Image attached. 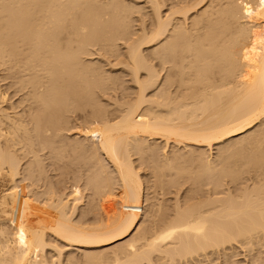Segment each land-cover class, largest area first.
<instances>
[{
	"label": "bare ground",
	"instance_id": "bare-ground-1",
	"mask_svg": "<svg viewBox=\"0 0 264 264\" xmlns=\"http://www.w3.org/2000/svg\"><path fill=\"white\" fill-rule=\"evenodd\" d=\"M110 1L111 0L108 1L109 3L106 1V4L104 1L105 5L104 4L103 5L105 7H102L103 5L99 6L100 3L102 4V2L99 3V1L97 0H92L93 4L94 2L99 3V4L96 3V7H97L96 8L94 7L95 5L91 3V0H87L86 2H84L83 0H0V61L2 63H5L6 60L8 61L7 63H9L10 61L12 62V64L11 63L9 64L13 66V67L10 66V69H14V68L18 69L17 71L21 77L19 76L18 73H17L18 75L17 74L16 75L17 77L25 81L26 85L24 87V85L19 84L18 80L16 81L15 84H18L20 88H22L21 86H23L24 89H26V86L30 87L29 88L30 90L28 88L27 89L32 94L31 98L33 100V103L36 104L35 105L36 107L34 109L32 108V111L30 112L27 111L28 114H25L27 115L25 117L24 112L26 111L20 112V114L22 113L20 115V114H17L18 112L17 113L16 111L14 112L16 108L14 109L13 106L11 108H9L10 106L2 107L1 105L3 103L5 104L4 100L5 98H7L5 96L6 95L5 93L7 92L0 93V264H40L41 261L44 260V259L42 260L40 259V258H43V254L45 257L44 249L49 245L51 246L50 242L48 245L46 241V235L48 234L56 238L57 241L58 239L60 242L63 241L64 244L66 243L67 246L69 245L74 246V247L77 246L79 248H85L87 250L96 249V248L98 249L101 246H105L113 242H116L118 240H121L123 238H126L129 234H132L131 231L136 226L138 227L140 223L142 224V219L140 223L138 221H139L140 213L142 212L141 202L143 203L142 201V195H143L142 194V189H143L142 184L143 183L141 182V180L143 179H140L137 173L138 171L136 172L135 167H133L132 165L133 160L131 161V157L133 156L132 154H134L136 151H139L141 149L140 148L141 146L143 147V149H146V147L147 148L150 147L151 142L150 143L148 142L149 146H146L147 144L146 141L153 140V142L155 143L156 142L155 140L162 139L165 141V142L163 141L164 143L172 142V145H175V144L176 145L177 144L186 145V146L195 145L198 147L204 146L206 148L207 147L212 148L211 146L213 144L221 145V143H223L225 140L231 139L232 137L234 138L235 136L237 137L240 134L243 135L246 130H250V128H253L255 125L258 124L260 120H263L264 118V8H263L264 5H262L264 3V0H216V2L215 0L214 1L209 0L208 1L209 4L208 3H207L208 5L205 4L206 5L205 8L201 9L202 12L200 11L199 8H201L204 5L203 4L201 6L204 0H199V1L195 0V3H193L194 0L193 2L191 0L190 2L188 1L189 2L187 3L188 5L184 3L186 7H184V5L181 4L184 8L183 7L181 8V5L179 6V9H181L180 12L183 15V17H181L184 20L183 24L182 22L178 23V21L175 23L172 17L170 16L168 17L169 14L170 15L171 13L173 14V12L171 11L169 12L168 15H166L167 17L166 16L165 18L161 17L159 14V10L161 7L158 8V5L160 4V3L158 4L159 0L157 1L154 0V3H153L154 5H151L152 6L151 8L153 12L154 10H156L155 11L156 16L154 13L152 15V17L153 18L155 17L156 20L154 19L155 22L153 21L155 23V25L153 24L154 26L151 24L153 26V28L151 27V30L149 31L151 34L148 33L150 34L149 36H147L148 34L144 36L147 33V31L146 29H143L144 31H142V33L143 34L144 32L146 33L144 35L140 34V36H142V41L137 42V44H135L136 41H139V35H138L137 36L138 40L134 39L135 42L134 41H133L134 43L132 42L133 45L132 43L129 44L131 45V47L128 46L129 51L126 49L128 51V52L126 51L127 58H125L127 61L124 59L125 65L129 67L131 66L129 69H132L130 71H132L133 73L132 76L134 75L133 79L135 78L133 82H136L137 84V85L135 84L138 90V91L136 90L137 93H135V95L136 94L137 95L136 97H134L135 99L132 98L134 99V102H132L133 101L132 100L131 101L132 103H129V100H126L128 103L124 101L126 102L124 104V107L123 105H121L123 108L118 106L119 111L116 109L117 111L112 110L113 112L112 111L109 112V113L112 112L114 114V112L116 111V114L117 113L119 114L118 116L116 114L110 115L109 113H108L109 115L108 114L105 115L107 113L105 111L107 110L103 108H102L103 110L101 109L102 111L96 110V109H100L101 107L99 105H96L98 104L97 103L98 101L96 100L97 94L95 93L96 97L94 96V94H91L90 88H93L94 86L96 87V85L99 87V85L101 86L102 83L107 84L108 82L109 83L114 82L115 77L109 78L111 81L110 80L108 81V78L106 79V77L103 75V78H105L103 82V78L102 79L100 78L102 77L101 75L103 73H101L99 69L95 65H93L92 62L91 63L87 62L88 58L84 60L83 59L84 57L82 55L86 54L88 56L91 54L89 50H91L92 47L89 48L87 52V48H88L87 46L88 45L92 46L93 43H95V42L92 43V41L99 40L103 44H106L105 42H107V44L109 45L111 43L114 44V42H116V41L113 42L112 39L114 35L120 31L124 35H122L121 32L118 33L117 35L120 34L119 36L121 37L126 36L125 35L126 33L127 35H130L129 34L130 28H129V31L127 32L124 31L126 28H128L131 25L130 23L129 26L124 27L125 25L129 24V23L125 24L126 22H124L126 20L125 17H129L128 14L126 13V11L128 12V10L126 9V6L121 5V3L123 2L122 0H121L122 2L119 4V7H117V4L114 0H112L111 3ZM83 2L84 4L88 3L87 4L88 7L86 6L84 8L85 5L83 4ZM112 2L114 3L115 6L113 5ZM156 2H157V6L155 5ZM80 3H82L84 9L81 7ZM190 3H191V6H189ZM89 4H91L92 6ZM107 4L109 5L107 6L108 8H106ZM110 4H112L114 7L112 5L110 7ZM120 5L122 8H120ZM109 7L111 8V10ZM101 8L103 9L101 10ZM105 8L106 10H108V12L110 10L109 12L110 15L111 14L113 15L110 16L109 13L105 10ZM123 9L124 11L125 10L126 11L124 12ZM104 10L105 12L103 13L102 11ZM250 10L252 11L250 12ZM172 11L174 12L177 11L178 14L180 13L178 9L177 10L175 9ZM194 11L196 12L200 11V14L198 15L199 12L196 13L197 17L196 15L195 17H191L189 15L191 19L192 18L194 19L193 21L191 20L192 21L191 22L188 20L189 17L188 18H185V17L188 16L187 14L189 12L193 13ZM246 11L250 12L251 15H252V12L257 11L256 15L259 14L260 15L259 19L262 18V23L260 25L261 27L259 26L258 28V26L255 25L256 26L255 28L253 27L254 25L253 26L250 25L251 20L250 22H248L249 20L247 21L248 25H250L251 28L250 26L247 25V23L243 22L244 20L246 22V19L244 17L245 16L247 17V15H249V13L247 15H244L246 14ZM123 12L126 14H124ZM92 13L93 14L95 13L94 16ZM102 13L103 15L105 14L106 19H104L103 15H98ZM242 14L244 15L243 17L244 19L241 18L243 16ZM124 15H127V16L124 17ZM259 15H257L256 17H258ZM109 16L110 17L115 16V19H113V21L110 20L111 22L108 20L110 24L106 26L103 25V24L109 23L107 22V17ZM248 17L249 19H251L250 15ZM93 18L95 21L93 20ZM177 18L178 16L176 17V19ZM101 19L106 20V22L102 21ZM182 19L180 21H182ZM242 19H243L242 22L246 25H243V23L239 22ZM185 21H189L191 22V24L190 25L188 24V26H186L185 25L186 23L184 24ZM171 22L175 24L171 25ZM122 25H124L123 26L124 28L122 27ZM243 26H246V27L244 28ZM252 27L254 28L253 30L255 29L257 30V31L255 30L256 34L254 32H249V30L251 31ZM140 31L141 30H139L138 32ZM121 37H117L115 40H119L118 38H121ZM127 37H125L124 39H126ZM161 41H163L162 44H161ZM251 42H253L254 44L252 47H251ZM159 43L160 45L158 46L157 44ZM247 44H249L250 46H248ZM144 45L150 46L151 48L153 45H156L157 47L156 49L155 46H153V49L154 48L156 49V50L154 49V51L150 48L151 57L150 56H149L150 58L148 57L150 60H152L151 59L152 56L156 57V59H158L157 61L162 60L163 62L166 59L165 64H167V61L168 63H170L167 65L169 66L167 67L168 70L171 68L174 69V67H176L175 70H173L174 73L173 71H171L172 69L170 70V73L172 72V74H168L169 71L168 73L165 72L166 76L164 75L165 77H163L165 78V80H163L165 82H163L164 83L163 84L161 83L162 82L161 80L159 82L161 84V85L159 84L160 86L158 85V78L160 77L156 73V70H154L153 66H149L151 65L149 63L150 60H148L149 65L147 64L146 62L147 60L145 61V58L146 59L148 58L145 57L144 54H143L144 56L142 55L143 51L141 49ZM256 45L259 47V48L257 47L259 51L258 49L257 50L255 49ZM98 46H100V44H98ZM245 46L248 47V50H247V47L245 48ZM108 51H109V48H108ZM255 51H257V53L259 52V54L257 55ZM110 52L114 53L115 50L110 51ZM152 52H154L153 55H152ZM244 52L247 53L248 56L246 54V56L242 55L243 57H241V54H245ZM123 56H125V54ZM4 58H6L5 62H3ZM153 60L155 59L153 58ZM174 61H176L177 63ZM160 62L161 61H159L158 63L160 64ZM172 62H174L175 64ZM2 63H0V65ZM7 63H6V66H9V64L7 65ZM214 64H217L218 67H215L216 65ZM170 66L172 67L170 68ZM213 66L218 69V73H219L218 78L216 79L213 78L215 77L213 75L215 74ZM93 67L98 69V71L100 72V77H99L97 69H94ZM167 68H166V71H167ZM10 69L9 71H11ZM211 69L213 70V73L209 74L210 72L209 70ZM142 71H146L145 72L146 76L141 78L140 73ZM154 71L156 74L154 73ZM96 72L98 75L95 74ZM94 74L96 75L95 79H97L96 77L98 76L99 80H94L93 78ZM173 76L174 77L177 76L178 79L176 78L177 79L176 80ZM17 77H11V78H15L14 80H16ZM171 77H173L178 83L175 82V80L172 79ZM190 78H193V79H190ZM96 81L97 83L98 81L99 82L101 81L100 82L101 84L99 83L97 84ZM94 83H96V85ZM173 83L178 84L177 87L180 86L179 87L180 89L183 85L185 89H187L186 87L188 85H193V87L195 86V88L197 87V89L191 88L190 91L188 90L189 93L181 94L182 92L186 93L188 91L182 90L184 89L182 88L181 89L182 92H181L178 88V92L176 93H179V91L181 92L180 94H177L178 96L181 95L180 97H178L174 91L177 89L176 87H175L176 89L174 88L173 90L174 91L173 94H171L172 92L168 90V88L170 89V87L173 86ZM91 85H93V87ZM164 85H166L167 87L169 86V87L167 88ZM102 86H101L102 90L99 88L101 91L105 89L104 85ZM158 86L165 87L166 89L163 90L162 88H160L161 89L159 90L160 92L157 91L156 93L155 90H157ZM166 90H167V94H164L165 93L164 91ZM149 91H152L151 93H153L154 91L153 93L154 95L152 96V94H148V96L150 95L151 97H147L146 95H147V92ZM27 95L30 96L29 94ZM93 97H94L93 101L95 100L94 105L97 107L99 106L100 108H95V106L92 105L94 102H92L91 105L93 107L92 106L91 107L94 111L93 113L91 111V115H90L91 117L89 116V118L95 117L96 119L94 118L95 120L94 119L92 120L95 121L96 123L91 122L93 123V125L90 124L91 126L86 128V131L90 130V132H92L90 128L93 126L92 129H95L96 132H93L91 136L93 137L94 133L95 134L97 133L96 135L98 139L94 136L97 139V144H94L95 141H93V139L90 138L91 136H89L88 138V140L91 139V141L94 142V143L91 142L92 145L94 144L93 146L91 144L90 145L92 147H95V149L93 148L95 152L93 154H96V155L92 157L93 160L90 159L88 156H86L87 158H85L84 156V158L86 160L89 158V160H91L92 163L94 160H97L96 158H98L100 162L97 160L99 162L97 164H99L100 170L97 167L98 165H94V163L92 165H94L95 169L97 168L96 169L97 171L101 172V169L103 166V165L102 166L100 165L102 164L101 163L102 158L99 159L101 154L100 155L98 154L99 157H97L98 152L96 153V151L99 150V153L101 152L105 156V159L112 165V168H111L113 170L112 173L113 174L116 173L117 176L114 174L115 178L118 177L117 179L120 182L119 186L121 188V193H122V196H121L122 199L121 198L120 199L122 200V202L121 200H119L120 201L119 204L121 205L119 207L120 211L115 216V214L111 213V212L113 213L115 212L114 207H112L113 209L111 210L108 207V205H110L111 203L109 199H112L113 194L112 192H110L109 193L110 197H108L107 192L112 186L110 187H107V186L110 183L112 184V182H116V181H113L114 177L111 178L112 182L110 179H109L110 181L108 180V177L109 175L111 177V174H107L108 177H106L105 175L106 174L105 170L107 169L110 172V168L108 169L106 167L105 169L103 167L104 170L103 169L102 170L105 173L103 174L105 175V177L104 176L102 178L100 177L102 176L101 174L102 172L99 173L101 174L100 176L98 175L102 179V181H104V182L101 181L103 186H99L98 184V186L96 187L97 185L96 181L98 180L99 182V177L95 179L96 181L93 180L94 177L96 178L97 175L94 176V174L96 173L94 174L92 173L93 179L91 178L92 177L91 176L90 179L92 180L89 181L88 180L89 178L88 179L86 178V180H88L91 183L95 181L93 183H96V185L94 184L95 186L93 187L95 188V190L93 191L94 192L93 198L94 197L98 198L99 196L98 194L103 195L104 193H107L105 196L108 197L109 202L108 201L106 202L107 198H105L106 200L103 197L102 199L101 197L99 198L103 202L105 201L106 204L108 203V205L105 204L107 206V211L110 210L109 213H111L115 217L113 218L108 217L111 214L110 215L108 214L107 216L108 212H106L105 214L107 218H110L111 221L110 219L107 220L105 215L104 216L106 219H104V217L99 216L100 218H103L105 222L103 220L97 219V222L99 223H96V224L98 225H96L94 222L95 228L94 227L89 228L90 225L89 227H87V225H82V224L77 223L76 221H75L76 223L72 221L71 214L69 213L70 214L69 215L67 212V209L70 207L71 204L68 207L67 204L69 202L68 203H66L67 201L65 203L62 202V199L64 196H62V199H61L60 197L61 194L60 195L53 194L55 192L52 193L50 190L47 189L51 193L44 194L45 195L44 196L42 195L44 192L43 193L41 192L42 193L41 194L39 191L38 197H40V199L37 198L32 193L31 194L33 195V197L30 196L31 197L30 198L27 196V193H29L30 190L27 192V191H23L22 189L18 188L20 187V185L17 184L19 182L17 181L16 178H18L17 176L20 175L21 173L29 174L32 172L33 174L34 168H36L34 169L36 171H37V168H41L40 166H42L41 164L42 158L39 153H43V152H40V151H44L45 149H48L51 153H55L56 155L57 153H61L71 147H72L71 148L72 150L71 149L70 150L74 151L75 145L78 146L77 148L80 149V147L82 146V145L81 146L79 145L80 140L78 141L79 142L78 144L77 140L74 139L76 141L74 143L76 144L71 145L73 142L72 143L70 142V146L68 147L69 143L65 144V143H61V141L58 142L56 141V138L58 137L61 129L66 125L68 126V123H67L68 115L67 114L65 115V113L68 112L70 109L74 111L76 107L77 109H79V107L81 106H84V107L86 106V108L89 107V105L87 104H90L89 100H91V98ZM31 98L29 99L30 101L27 100L29 101L30 105L32 103ZM80 101L82 102L83 105L80 103ZM78 102L80 103V106ZM84 107H82V109ZM4 108H8L9 110H12L13 108L14 110L9 111L8 109H4ZM85 109H83V111ZM72 110H71V113H72ZM79 110L82 111L81 108ZM96 111H101V113L99 112L97 113ZM103 111L105 113H102ZM92 114H94V117ZM87 123H88L87 124L88 126L89 122ZM95 124L96 126H94ZM84 126L86 125L84 124ZM86 131H85L86 134H84L85 136L87 134L89 135V133H87ZM261 131L264 132V129H262ZM249 132H250V134L248 135L249 142L252 139V138L249 139L250 136H253V135L255 136V137L253 136L255 142L258 139L257 143L254 142L256 146L251 145L252 146L251 148H254V147L258 148L259 145H261L262 143L261 146L263 147L260 146L259 149L261 148L262 150H264V142H261V141H264V137L262 136L264 133L261 132V134H259L260 136L259 137L257 133H259L260 131L253 132L250 130ZM252 132L254 133L253 135L251 134ZM261 136L263 137L262 138L263 140H261ZM240 139L241 140H238V141H243L244 143V144L242 143L243 147L244 145L247 144L246 147L248 148H244V150H241V148L238 147V146H241V143L240 142H239L240 144L238 142L236 143L237 140L235 138V144H238V146L236 147H238L242 152L245 151V149L246 150L250 149L249 148L250 145H248L249 142L248 143L246 142L247 139L245 140L242 137ZM252 140L251 142L254 141ZM232 141H231V145L233 146L234 142L232 143ZM258 141L261 143H259ZM83 142L84 141H82L81 144ZM85 142L83 143L84 148L81 147L83 148L82 151L85 153V155H88V153H89V156L93 155V154H90L91 153L90 147H88L89 149H86L87 147L84 146ZM87 142L89 143L90 141H87ZM153 142H152L151 147L152 148L154 147L153 148L154 150L152 148H149L148 150L146 149L147 153L150 150L151 151L153 150L152 152L156 150L154 154L155 153L158 154L159 152V151L157 152L158 149H163L164 151V148L160 147L159 145L157 146L155 144L156 145L155 147ZM144 143L146 147H144ZM231 145H229L228 143L225 145V147L224 146L223 147L226 148L230 146L228 148L231 149ZM179 147L176 146V148H179ZM190 147L188 146L187 148H190ZM228 148L225 149L226 151H224L223 156L225 155V152L228 151L227 150ZM234 148L235 147H232V149ZM238 148H236V150L234 149V151H238L239 153L240 151L238 150ZM261 149L260 151L262 152ZM130 150L134 152L132 153ZM252 150L250 149V151ZM258 150L257 149L253 150L254 151L253 153L255 154V152ZM75 151L77 152V154H80L78 152H80L81 150L77 149ZM163 151L161 150V152ZM178 151L179 149L177 150V152L175 151L176 153L172 152L173 154L169 152L172 155L168 154L167 152H166L167 154L163 152V154L170 156V157L169 156L166 157L167 159L166 162H169V163L171 162L170 164L168 163L170 167L167 165V163L165 164L164 159H162L163 160L162 161L160 158L162 162H159V163L162 164L161 166L162 169L160 168V164H159L158 167L156 166V170L159 171V169H161L163 172V169H164L163 165L165 164L164 165L165 168L167 169V166H168L169 170L171 169L172 171L171 167L174 165L175 162L176 164L178 163L179 161L178 157L183 159V161L181 159L180 160L184 162L183 165L184 164L186 166L188 165V168L190 165L193 164V162L196 163L197 162L196 160H199V162H201L200 165L198 164L199 162L196 163L197 165H199L198 167L196 166L198 170H195V168H192L194 169V171L187 169V167L186 168L183 167V170H181L182 167H180L181 165L179 166V163L177 164L178 167H180L179 169L178 167L175 168V166H177L176 164L173 166L174 167L173 169H175L174 170L175 174L178 172L177 174H179L180 177H178V175L173 174L175 175V178H173L172 176L171 182H174V181L176 182L182 177L184 178L185 175L183 173L185 174L188 173L189 175L190 174L192 175L194 180L189 179L191 178L190 177L191 175L189 176L187 174L185 176V179L188 178L189 181L190 180L193 181L192 184L194 183L195 180L199 178H200L199 180L202 179L203 181L204 179H207L206 181H208L209 178H212V176L213 177L216 176V175H213L216 172L218 173V174L216 173L218 178L220 177L219 175L221 174L222 176H224L223 170L228 172L227 169L229 166H231L229 165V163L231 164L232 162L233 166L236 165L234 163L236 162L234 159H236L238 155L242 154V153L237 154L233 150H231L227 152L226 154L232 153L231 156H233V153H235L233 156L234 162L233 161L229 162V160H231L232 158L229 155L228 156L230 158L226 155L229 158V159L227 158L228 160L227 159L225 160V157H222L220 155L222 158H224L225 161L219 160L218 158L219 156L214 157L213 159L217 158V160L212 161V159L205 160L206 157L203 159L202 157H204L205 153L202 151V154H203L202 156L200 154L201 152H199L198 150L199 153L194 152L195 156L193 159H196V160H194L193 162L189 160L187 164L188 158L186 157V153L184 152L185 155L183 153L182 155L184 156H182V155L177 154L181 152V151L179 152ZM221 151H222V148H221ZM221 151L219 154L223 153V152L221 153ZM250 151L249 150L248 152L245 151L246 153L243 152L245 153L244 157H243V154L242 156H240L243 158L242 160L243 163L245 162L244 158L247 157L246 154L249 156V154L252 153V152L250 153ZM83 152H82V155L84 154ZM142 152L140 153L139 151L138 153H136L137 155L139 154V159L142 158ZM189 152H193V151L188 150V153ZM71 153L73 154V152ZM256 153L259 154L260 152L258 151ZM161 154L162 153L158 155L160 156ZM176 154L178 157L176 156ZM199 154L201 155V157H199L200 156ZM219 154H216V155H219ZM254 154L250 155L249 158L251 156L254 157L256 155ZM258 154L256 155L258 157L255 156V158H252L256 162L255 163L253 160L252 163L254 162L255 164H250L251 162L250 160L252 159L249 160L248 157L246 158L248 160H246L245 163H247L248 161L249 162L248 166L250 165L251 167L253 166L252 169L251 167H248V169L250 168L251 171H253L254 168L256 170L260 168L259 171L256 172V174L259 173V175L262 176L263 172L261 171L262 170L261 163L264 164V161H262L263 159L259 158L263 156H259V155H264V152L262 154H259V155ZM103 155L101 157H103ZM189 155L191 156L192 153ZM189 155L188 157H190ZM196 155L199 157V159H197L198 157ZM20 156L30 157L32 160L29 159L31 162L29 161L28 163H26L25 166L22 167L20 164V160H21ZM143 156H144V153H143ZM151 156L149 157L150 159H151ZM163 156L165 158V155ZM172 156L174 158L176 156L178 158V159L176 158L178 161H174L175 159L171 158ZM181 156L184 157L185 160ZM235 156L236 158H234ZM192 157L193 156H191V158L189 159H192ZM209 157L210 156H208V158ZM144 158L146 157L144 156ZM256 158H258V161H256ZM259 159L261 160L259 161ZM65 160L66 159H64L63 161ZM106 160H103V161L105 162ZM154 160L159 161L157 159H154ZM242 161L240 159V163ZM182 162L180 164H182ZM189 162H192V164H190ZM238 162L236 163L239 166L240 164ZM153 163H156V162H153ZM258 164H260L261 167ZM109 165L106 164L105 166L109 167ZM154 166H152V168H154ZM238 166L236 165V168ZM50 168H51V165H50ZM184 168L190 171H186L184 170ZM166 169H164L165 173L167 172L166 177H169L168 176L169 170L168 169L166 170ZM239 169L240 167L235 170H232L231 168H229L228 169L229 172L230 173L231 171L233 172L232 174H230L229 178L232 179L234 176L233 175L234 172L235 173L238 172L236 170H239ZM263 169H264V165H263ZM39 170L40 169H38V171ZM96 170H93V171L96 172ZM38 171H37V174H38ZM160 171L157 172L154 170L153 172H156V174L160 173V176H161L162 172ZM240 171L242 172V170ZM254 172L255 170L253 171V173ZM43 173L44 171L40 174H43ZM45 174H43V177ZM163 174L164 173H162L161 179L159 178L158 180H153V179L151 180H153L154 182L159 181V180H161L162 182H165L164 180H162V178L165 179L164 178L165 176L163 177ZM227 174L228 173L225 174L226 177L228 176ZM153 175L157 176L154 173ZM205 175L207 176L206 178H205ZM231 175L233 176L231 177ZM160 176L158 175L157 177H153V176L152 177L156 179ZM260 176H257L259 177L257 179H260ZM41 177H39L38 179L40 180ZM235 177H237L236 174L233 178L234 181H235ZM38 179H36V181H39ZM105 179H107L109 183ZM217 179L215 177V178L210 179L209 181L211 182L212 180L215 181ZM222 180H225V179H222ZM260 180H258L259 181L257 182L258 184L254 183L255 185L257 184L258 186L254 187V184H252L253 188L252 186L250 187L249 185V189H246V187H248L247 185L243 188L245 191L241 189L238 190L240 192L239 194H237L238 192H236L235 193L236 196L231 194V192L230 193H228V191L225 192L224 189L222 188L223 191L227 193L226 194L227 197L224 200H222L223 199L222 197H221L222 199H220L219 197L220 195L222 196V194L224 193L223 191H222L223 193H220L222 190L220 187H224V186L223 185L220 186L221 184L220 185L218 184V187L216 186L217 187L216 189L215 185L211 182L214 186L213 190L220 191L217 193L211 190L212 192L219 194L218 196L214 194L216 195V197H218L217 199H213L214 196H213V193L211 192L212 193L211 199L208 198L206 199V201L204 199L203 202L202 200H200L201 202L197 201L198 203L197 202L193 203L189 199L188 203L186 204H190V205H187V207L185 208L183 206V208L181 207L182 209L180 208L181 205L177 207L175 206L176 205L175 204L174 206L176 207V210L178 211L177 213L175 211L172 212L174 213L173 216L175 218H173V216L172 218L171 216L170 217L168 216L169 219H172V220H168L169 222L166 221L168 218L166 219L165 217L164 219L162 217V221H160L161 218L160 220L159 219L157 220L158 217L154 219L155 218L153 216L154 214H151L153 213L152 208H148V211L150 209L152 211L150 212L151 219L152 217H154L153 218L154 220H157L158 222L160 221L159 223L162 224L158 226L156 230H153V229H155V226L159 224L157 221H156L157 224H155V226L154 224H152L154 227L153 226L151 227L150 225L151 223L149 224L148 222V220L150 221L151 219L145 220L148 222V224L150 225L149 227L152 230V232L149 233L148 231L149 227L146 226L147 222L145 223V221L143 220L144 221L143 225L142 226L139 225V227L141 226L140 228L144 230H146L145 228L148 227L147 230L145 232H140L141 229H139L138 231L140 232V235L138 236V234L136 233L134 229L135 231L134 235L137 234L136 239H134L135 238L134 236L133 240L131 241L129 240L130 242L127 241L128 243H125L126 245L123 244L124 247L122 245L119 246L120 251H119V247L115 248V253L119 252V254H115V255L113 254L114 257H112L113 258L112 259L111 258L112 253H110L109 257L112 259L111 262L108 261V259L104 257L105 253L103 252V249L102 250L98 249L100 252V253L98 252V254L96 253L98 250L96 252L94 251L93 253H95V255L91 253L92 251L91 252L88 251L90 254L84 253V255H82L83 258L81 259V261L80 260L79 261L84 264H140V262L142 263L143 261L144 263L147 262L148 264H152V260L154 259L153 256H156L157 258L156 257L155 258L158 259L160 263H162L161 260L164 259V261L167 264V261L172 263V261H175L174 260L175 258H177V260L180 259L181 261V258L183 260L186 258V256L188 257L192 256L193 253L201 252L200 254H203V252L205 253L207 249L209 248L214 249L215 247L216 249L217 246H222L221 245L222 243L224 245V242L226 243V241H229L231 239L235 241L236 237L241 238L242 236L243 238V236H246V237L248 236L247 238L249 242V238L252 237L254 240V236L252 235L257 234L255 236H257L259 240L262 237V236L260 237V233H262L261 235H263L264 233V186H263L264 183H262L264 182V180L263 181L262 180L260 181ZM105 181L106 183H108V185L105 183ZM169 181L167 180V182ZM198 181H196V183ZM202 181H200L199 183H201ZM229 181L231 180L229 179ZM159 182L158 183L155 182V183L160 184L161 182L160 183ZM210 182L208 184H210ZM37 183L38 182H36V184ZM91 183H89V186L87 183H86L87 185L86 184L85 185L91 189L92 188L91 187L92 185H90ZM220 183L223 184V182H221V178H220ZM260 183H262L261 185L263 187L260 185ZM39 184L41 183L39 182ZM104 184H106L107 186L106 185L104 186ZM197 184H195L194 186H197ZM164 185L165 184H163L162 187L161 186L158 187L157 185L156 186L158 188L160 187L164 188L163 187ZM171 185H173V183ZM35 186L36 185H34V187ZM75 187L78 190L79 187L78 186H75ZM75 187H73V189H75ZM219 188L221 190H219ZM110 190L112 191V189ZM75 191L73 190L70 193L72 194ZM81 191L82 190H80L79 194L75 192V194H73V198H74V195L80 196ZM230 191L232 190L230 189ZM241 191L242 192L244 191V192L242 193ZM23 192L25 193L27 192V193L25 194ZM225 193L223 194V197H225ZM39 194L41 195L39 196ZM95 194H97V196H95ZM111 194H112V197H111ZM41 196L45 198V199L42 198V200L44 199L43 201H41ZM80 198L82 197H78L77 200ZM77 200L74 198L73 201L79 202V200L78 201ZM175 203H178V202H175ZM191 203L193 204L191 205ZM117 204L118 203L116 202V207H117ZM152 204H151V207H152ZM106 206H104V208H106ZM111 206L112 205H110V207ZM66 207L68 208L66 209ZM157 208L159 209L160 207L158 206ZM73 211L75 212V210ZM156 211L157 210L154 211L155 214L158 213V212L156 213ZM175 213H176V216H175ZM145 215L148 216V212ZM163 220L166 222L163 223ZM144 230H141V231H144ZM145 233H148L149 236L148 234L145 235ZM258 233H259V236H258ZM246 237L243 238L244 241ZM257 237H255V240ZM247 244H250V242ZM52 245H57V244H52ZM54 247L52 248V250L54 249ZM47 248L50 249V247H47ZM56 251H58V249ZM101 251L103 252L102 257L99 255L102 253ZM59 253L61 252L59 251L56 255H59V257H61L62 255L60 256ZM113 253H114V250H113ZM105 256H108V255L105 254ZM37 257L41 261H39ZM59 257L57 258L59 259ZM67 257L70 258V254L69 256L67 255ZM79 257H81V255H79ZM103 257L108 262L104 263ZM69 258L67 259V261L68 263H71L69 261L72 260V257L70 258V260ZM76 258L78 261V257ZM76 258H73V260H76ZM110 258L109 260H111ZM228 258L229 257H227V259ZM44 261L46 262L48 260L45 259ZM44 261H42L41 264H45ZM77 261L75 262L72 261V262L75 264L77 263ZM58 263L61 264L60 259ZM232 263L233 262H231V264ZM254 263L255 262H253V264ZM263 263L264 262H261V263L258 262V264H263ZM157 264H159V262Z\"/></svg>",
	"mask_w": 264,
	"mask_h": 264
},
{
	"label": "rangeland",
	"instance_id": "rangeland-1",
	"mask_svg": "<svg viewBox=\"0 0 264 264\" xmlns=\"http://www.w3.org/2000/svg\"><path fill=\"white\" fill-rule=\"evenodd\" d=\"M84 2H86L85 0H83ZM97 1H99V3L100 2H102V4L100 3V5L99 6H102L103 4H104V1H105V4H106V1L108 2L109 0H103V1H101V0H97ZM112 1V0H111ZM111 1H110V3H111ZM115 2H116V4H117V7H119V4L123 1L124 2V4H123V2L121 3V5L122 6H126V9L128 10V12L126 11V13L128 14V16L129 17H125V16H127V15H124V17H125V21L124 22H126L125 24H127V23H129L128 25H122V27L124 26V27H127V26H129L130 25V23H131V25L128 27V28H126L124 31L125 32H127V31H129V28H130V35H127V33L125 34L126 36H119V35H117L118 33H120V32H118L117 34H115L114 35V37H113V39H112V41L114 42V41H116V42H114V44H109L110 45V47H109V45L107 44V42H105L106 44H103L101 41H99V40H95V41H92V43L93 42H95V43H93V45L92 46H90V45H88L87 47V52H88V50H89V48H91V50H89L90 51V53H88V54H90V55H86V54H84V55H82L84 58V60L85 59H87L86 61L87 62H92L93 63V65H95L98 69H99V71L101 72V73H103L101 76L102 77H100V72L98 71V69L97 68H94V69H97V71H98V74H99V77L102 79L103 78V75L106 77V79L108 78V81L110 80L109 78H114L115 79V81L114 82H110V83H112V84H110L109 82L106 84V83H102V85H104V90L103 91H101L102 89V87L99 85V87L96 85V83H97V81H96V83H94L95 85H96V87L94 88L93 87V85H91L93 88H90L91 89V94H94V96L97 94V97H96V100L98 101H96L98 104H96V105H99L98 107L97 106H95L94 104H95V100L93 101V99H94V97L93 98H91V100H89V102H90V104H87V105H89V107H91L92 105L93 106H95V108H100V109H96V110H101L102 108L103 109H106L107 111H105V112H107L105 115H107L110 111H114V110H118V106H120V107H122L121 105H123V107H124V104L127 102L126 100H129V103H132V102H134V97H136V95H135V93H137V84H136V82H133L134 81V79H133V76H132V71H130V70H132V69H129L130 67L129 66H127V65H125V63H124V59L125 58H127V52L129 51V47H131V45H129V44H131L133 41H134V39L135 40H138V35H139V41H136V43L135 44H137V42H140V41H142V36H140V34L142 35L143 33H142V31H144L143 29H146V31H147V33L146 32H144V36H146L148 33H150L149 31L151 30V27L153 28V26L155 25V21H154V19L156 20V18L154 17H152V15H153V13L155 14V16H156V13H155V11L156 10H154V12H153V10H152V6L151 5H154L153 3H154V0H153V2H152V0L150 1V0H114ZM113 1V2H114ZM157 1V0H156ZM191 1V0H159V2H158V8L159 7H161L160 8V10H159V14H160V16L161 17H164L165 18V16L166 15H168L169 14V12L171 11V12H173V14L171 13V15L169 14L168 15V17L170 16V17H172V19H174L173 21L176 23L177 21H178V23L180 22H182V24H183V19L181 18V17H183V15L181 14V9H179V6L182 4V5H184V7H186L185 6V4L184 3H189V2ZM197 1V0H196ZM199 1V0H198ZM208 1L209 0H204V2L201 4V8H199L200 9V11L202 12V8H205V4H207L208 3ZM212 1V0H211ZM214 1V0H213ZM81 2V1H80ZM84 2H83V4H84ZM112 2V3H113ZM117 2H119V3H117ZM152 2V3H151ZM179 2V3H178ZM182 2V3H181ZM192 2H193V0H192ZM215 2H216V0H215ZM91 3H92V0H91ZM96 3H98V2H96ZM96 3L94 2V4L93 5H95L94 7H96ZM98 3V4H99ZM109 3V2H108ZM193 3H195V0H194V2ZM192 3V4H193ZM81 4V7L83 8V5H82V3H80ZM87 4L88 3H86V4H84L85 6H84V8L87 6ZM98 4H97V6H98ZM104 4V5H105ZM209 4V3H208ZM207 4V5H208ZM89 5H91V4H89ZM102 6V7H105V6ZM111 5L112 4H110V7H111ZM113 5H114V3H113ZM112 5V6H113ZM121 5H120V8H122L121 7ZM156 6H157V2H156V4H155ZM161 5V6H160ZM181 5V8L183 7ZM188 5V4H187ZM262 5H264V3L262 4ZM92 6V5H91ZM107 6H109L108 4L106 5V8H108ZM115 6V5H114ZM113 6V7H114ZM156 6H154V7H156ZM189 6H191V3L189 4ZM189 6H187V7H189ZM88 7V6H87ZM109 7V8H110ZM183 7V8H184ZM83 8V9H84ZM97 8V7H96ZM106 8H105V10H106ZM123 8H125V7H123ZM263 8H264V6H263ZM100 9V8H99ZM103 8H101V10H102ZM155 9V8H154ZM177 10L178 9V11L180 12L179 14H178V12L176 11V12H174V11H172V10ZM198 9V10H199ZM105 10L104 11H102L103 13L105 12ZM110 10H111V8H110ZM110 10H109V12H110ZM107 12H108V10H106ZM122 11V10H121ZM123 11H124V9H123ZM124 11V12H125ZM200 11H198V12H196V11H194L193 13H188L187 15L188 16H186L185 18H188V20L189 21H193L194 19L192 18H190V16L191 17H195V15H196V17H197V14L196 13H198V15L200 14ZM252 10H250V12H251ZM106 12V13H107ZM108 12V13H109ZM123 12V13H124ZM250 12H247L246 11V14H244V15H247L248 13H249V15H250V18L251 19H249V15H247V17L245 16L244 17V15L241 17V18H245L246 19V22H245V20L243 21V19L242 20H240L239 22L240 23H247V21L248 22H250V20H251V22H250V25H254L253 27H255L256 28V26H258V28H259V26L261 25V23H262V18L261 19H259V17H260V15L259 14H257V15H259L258 17H256L257 15H256V13H257V11L256 12H252V15H251V13ZM103 13L102 14H98V15H103ZM126 13H124V14H126ZM195 13V14H194ZM93 14V13H92ZM95 14V13H94ZM94 14H93V16H94ZM177 14V15H176ZM254 14V15H253ZM106 15H108V14H106ZM109 15H110V13H109ZM111 15H113V14H111ZM110 15V16H111ZM174 15V16H173ZM180 15V16H179ZM182 15V16H181ZM190 15V16H189ZM193 15V16H192ZM92 16V15H91ZM104 16V19H106V16H105V14L103 15ZM109 16V17H110ZM178 16V20L176 19V17ZM102 17V16H101ZM107 17V22H109L110 20H112L113 21V19H115V16H113V17ZM123 17V18H124ZM167 17V16H166ZM103 18V17H102ZM109 18V19H108ZM112 18V19H111ZM153 18V19H152ZM240 18V19H241ZM253 18H255V19H253ZM257 18V19H256ZM99 19H100V17H99ZM102 20V21H105L106 22V20ZM182 19V21H180ZM259 19V20H258ZM93 20H94V18H93ZM109 20V21H108ZM185 20H187V19H185ZM95 21V20H94ZM98 21H100V20H98ZM154 21V22H153ZM189 21H185L184 22V24L186 25V26H188V24L190 25L191 24V22H189ZM243 21V22H242ZM96 22H97V20H96ZM104 22V23H105ZM111 22V21H110ZM110 22L109 23H107V24H103V25H108V24H110ZM122 22H123V20H122ZM153 22V23H152ZM175 23H173V22H171V25L172 24H175ZM243 23V25H246V24H244ZM153 26H152V25ZM247 25H248V23H247ZM250 25H248V26H250ZM256 25V26H255ZM247 26V27H248ZM244 28L246 27V26H243ZM252 27V29H251V31L249 30V32H254L255 34H256V32H255V30H253L254 28ZM261 27V26H260ZM155 28V27H154ZM249 28V27H248ZM250 28H251V26H250ZM249 28V29H250ZM122 30V31H123ZM139 30H141L140 32H138ZM153 30V29H152ZM257 31V30H256ZM259 31V30H258ZM124 33V32H123ZM121 34H122V32H121ZM151 34V33H150ZM150 34H148L147 36H149ZM258 34V33H257ZM117 35V36H116ZM122 35H124V34H122ZM129 38H128V37ZM117 37H121V38H118L119 40H115ZM125 37H127L126 39H124ZM123 38V39H122ZM140 38H141V40H140ZM125 40H127V41H125ZM111 41V42H112ZM164 41V40H163ZM163 41H161V44H162V42ZM135 42V41H134ZM133 42V43H134ZM91 43V42H90ZM97 43V44H96ZM108 43H110V42H108ZM133 43H132V45H133ZM96 44V45H95ZM98 44H100V46H98ZM134 44V45H135ZM250 44V43H249ZM249 44H247L248 46H250ZM158 46L160 45V43L159 44H157ZM254 44H253V42H251V47L253 46ZM112 46V47H111ZM115 46V47H114ZM129 46V47H128ZM145 46V45H144ZM142 47V51H143V53H142V55L144 54L145 55V57H151V55H150V51H151V49L154 51V49L156 48L157 49V47H156V45H153V46H155V48L153 49V46H152V48L150 47V46H145V47ZM247 46H245V48H246ZM258 46L256 45V50L259 48H257ZM107 48V49H106ZM108 48H109V51H108ZM144 48V49H143ZM149 48V49H148ZM151 48V49H150ZM128 51H127V50ZM155 49V50H156ZM115 50V52L113 53V52H110V51H114ZM247 50H248V47H247ZM247 50H246V52H247ZM117 51V52H116ZM127 51V52H126ZM258 51H259V49H258ZM148 52H149V54H148ZM153 53L154 52H152V55H153ZM243 53V52H242ZM245 53V52H244ZM255 53L258 55L259 54V52L257 53V51H255ZM118 54H119V56H118ZM125 54V56H123ZM146 54H147V56H146ZM246 54L247 53H245V54H241V57H243L242 55H244V56H246ZM143 55V56H144ZM85 56H86V58H85ZM247 56H248V54H247ZM144 57V58H145ZM149 57V58H150ZM257 57V56H256ZM146 59L145 58V61L147 62V64L149 65V63L151 64V65H149V66H153L154 67V70H156V73L158 74V76L161 78H158V85L160 84L159 82L162 80V82L161 83H163V82H165V81H163V80H165V78H163V77H165L166 76V73H168V71H169V73L168 74H172V72L170 73V70L171 71H173V70H175V68L176 67H174V69L173 68H171L172 66H173V64H172V66H170V68L171 69H169L168 70V68L167 67H169V66H167L168 64H170V63H168V61H167V64H165V60L162 62V60H159V61H161L160 62V64L158 63L159 61H157L158 59H156V57H153L152 56V60H150V59ZM153 58L155 59V60H153ZM5 60H6V58H4L3 59V62H5ZM90 60V61H89ZM126 60V59H125ZM148 60H150L149 61V63H148ZM127 61V60H126ZM125 61V62H126ZM8 61L6 60V62L5 63H2L1 61H0V63H2L1 65H0V90H1V92L0 93H4V92H7V93H5L6 95V97L7 98H5V100H4V102H5V104L3 103L1 106L2 107H9V108H11L12 106L14 107V109L16 108V110H14L13 108H12V110H9L8 108H4V109H8L9 111H13L14 110V112L16 111V113L17 114H20V112H24V111H28V112H30V111H32V108L34 109L36 106V104H34L33 103V100H32V94H31V92L29 91L30 89V87H28V86H26V89H24L23 88V86H21L22 88H20L19 87V85L18 84H15L16 83V81L18 80V82H19V84H21V85H24V87H25V85H26V83H25V81H23L21 78H19V77H17V75L19 74L18 73V69L16 68H14V69H10V66L11 67H13L11 64H12V62H10L9 61V63H11V64H9V63H7ZM170 62V61H169ZM174 62H176V61H174ZM174 62H172V63H174ZM6 63H7V65L9 64V66H6ZM89 63V64H90ZM177 63V62H176ZM127 64V63H126ZM165 64V65H164ZM175 64V63H174ZM4 65V66H3ZM14 65V64H13ZM92 65V64H91ZM92 65V66H93ZM129 65V64H128ZM162 65H164V66H162ZM214 65H216L215 67H218V65L217 64H214ZM91 66V67H92ZM214 67V66H213ZM213 68L214 69V72H215V74H213L215 77H213L212 75V77L214 78V79H216V78H218V75H219V73H218V69L217 68ZM166 68H167V71H166ZM7 69V70H6ZM9 69L11 70V71H9ZM217 69V70H216ZM13 70H15V71H17V72H15V71H13ZM212 70V69H211ZM211 70H209L208 72H209V74H212L213 73V70L211 71ZM8 71V72H7ZM94 72V71H93ZM143 72V73H142ZM141 73H140V76H141V78L142 77H144V76H146L145 75V72L146 71H142ZM166 72V73H165ZM175 72H177V71H175ZM11 73V74H10ZM18 73V74H17ZM154 73H155V71H154ZM155 73V74H156ZM173 73H174V71H173ZM17 74V75H16ZM96 75H98L97 74V72L95 73ZM94 74V76H93V78H94V80H99V78H98V76L96 77L97 79H95V75ZM142 74V75H141ZM167 74V75H168ZM9 77H8V76ZM165 75V76H164ZM19 76H20V74H19ZM11 77H17L16 78V80H14L15 78H11ZM21 77V76H20ZM174 77V76H173ZM173 77H171L172 79H176L177 78V76H175L174 78ZM104 79L105 78H103V82H104ZM114 79H112V80H114ZM171 79V80H172ZM174 79V80H175ZM178 79V78H177ZM176 79V80H177ZM190 79H193V78H190ZM20 80H21V82H20ZM173 80V81H174ZM175 80V82H177ZM189 80V79H188ZM187 80V81H188ZM24 83H23V82ZM111 81V80H110ZM191 81V80H190ZM94 82V81H93ZM93 82H92V84H93ZM101 82V81H100ZM99 81H98V83L99 84H101ZM107 82V81H106ZM193 82V81H192ZM97 83V84H98ZM178 83V82H177ZM136 84V85H135ZM164 84V83H163ZM176 86H175V85ZM184 84H185V82H184ZM188 84H190V83H188ZM188 84H186V85H188ZM192 84V83H191ZM106 85V86H105ZM161 85V84H160ZM159 85V86H160ZM167 85V84H166ZM166 85H164V86H166ZM169 85V84H168ZM186 85H185V87H186ZM158 86V87H159ZM170 86H171V84H170ZM178 86V84H176V83H173V86H171L170 87V89L168 88V90L169 91H171V92H169V93H171V94H173V92L175 91V93L176 92H178V88L180 87H177ZM182 86V85H181ZM189 86H191V87H189ZM98 87V88H97ZM157 87V90H155V92L157 93V91H159V90H161L160 88H162L163 90L164 89H166L165 87H159L158 88ZM177 89H176V88ZM29 90H28V89ZM97 88V89H96ZM101 90H100V89ZM174 88L176 89V90H174ZM182 88H184V85L181 87V89ZM187 89H182V90H191V88L192 89H197V87L195 88V86L193 87V85H188L187 87H186ZM190 88V89H189ZM7 89V90H6ZM92 89H94V90H92ZM96 89V90H95ZM180 88H179V90L182 92V90H181ZM27 90V91H26ZM137 90V91H136ZM174 90V91H173ZM94 91V92H93ZM96 91V92H95ZM179 91V93H176V95L177 94H180L181 92ZM189 91L188 92H182L181 94H187V93H189ZM26 92V93H25ZM93 92V93H92ZM150 92V93H149ZM149 92H147V97H151L150 95L148 96V94H152V96L154 95L153 93H154V91H153V93H151L152 91H149ZM160 92V91H159ZM165 93L164 94H167V90L166 91H164ZM96 93V94H95ZM25 94V95H24ZM27 94H29L30 96H28ZM8 95V96H7ZM26 96V97H25ZM178 96V95H177ZM181 96V95H180ZM180 96H178V97H180ZM183 96V95H182ZM31 98V105H30V103H29V99ZM92 97V96H91ZM28 98V99H27ZM128 98V99H127ZM132 98H134V99H132ZM131 99V100H130ZM27 100H29V101H27ZM133 100V101H132ZM9 101V102H8ZM24 101V102H23ZM124 101H126V102H124ZM132 101V102H131ZM12 102V103H11ZM88 102V103H89ZM92 102H94L93 104H92ZM79 103V102H78ZM80 103L82 104V102L80 101ZM80 103H79V106H80ZM123 103V104H122ZM128 103V102H127ZM13 104V105H12ZM29 104V105H28ZM75 104V103H74ZM92 104V105H91ZM118 104H120V105H118ZM83 105V104H82ZM30 106H32V107H30ZM76 106V105H75ZM75 106H74V108H75ZM92 106V107H93ZM30 107V108H29ZM82 107H84V106H81V107H79V109L81 108V110L82 111H80L79 109H77V107H76V109H74V111L72 110V109H70L68 112H66L65 113V115L67 114L68 116V121H67V123H68V126L66 125V126H64L62 129H61V131H60V133H59V135H58V139L56 138V141H58V142H60L61 141V143H65V144H68L69 143V145H68V147L70 146V142L72 143L71 145H73V144H76V143H74V142H76L75 140H77V142L80 140V144H79V142H78V144L81 146V147H83V143L86 141H90L89 143L87 142H85V147H87L86 149H89L88 147H90V151H91V153L90 154H93V153H95L94 152V150H93V148L95 149V147H92L94 144H97V139H98V137H97V133L95 134L94 133V135H93V137L96 139H94L91 135H92V133L93 132H96L95 131V129H92L93 128V126L90 128L91 129V131L92 132H90V130H88V131H86V128H88L89 126H91V125H93V123H91V122H94V123H96L95 121H93L92 119H94L95 117H94V114H92L93 115V117L94 118H89V116L91 115V111H92V113H93V109H92V107L91 108H89V107H87L86 108V106L83 108V109H85L84 111H83V109H82ZM120 107H119V109H120ZM122 107V108H123ZM24 108V109H23ZM94 108V109H95ZM102 109V110H103ZM71 110H72V113H71ZM76 110V111H75ZM101 110V111H102ZM116 110V111H117ZM101 111H96L97 113L99 112V113H101ZM102 112V113H105V112ZM112 111V112H113ZM116 111L114 112V114L111 112V113H109L110 115L111 114H113V115H115L116 114ZM119 111V110H118ZM26 112H24V116L26 117L27 115H25V114H28V112L26 113ZM95 113V112H94ZM22 114V113H21ZM20 114V115H21ZM108 114V115H109ZM117 116L119 115L118 113L116 114ZM95 116H96V114H95ZM91 117V116H90ZM86 118H88V119H86ZM96 119V118H95ZM94 119V120H95ZM90 120V121H89ZM87 122H89V125L87 126ZM259 122H260V124H259ZM258 122V124L257 125H255L253 128H250V130L251 131H256V132H258V131H260L259 133H257L258 134V136H259V134H261V132H263V131H261L262 129H264V118H263V120H260ZM98 123V122H97ZM84 124L86 125V126H84ZM91 124V125H90ZM94 126H96V124L94 125ZM257 126V127H256ZM70 127V128H69ZM74 127V128H73ZM85 127V128H84ZM85 129V131L87 132V133H89V135L87 134L86 136L84 135V134H86L85 133V131H84V129ZM261 128V129H260ZM81 129V130H80ZM250 130H246L245 132H244V134L243 135H239V136H235L234 138L232 137L231 139H228V140H225L223 143H221V145L220 144H213L211 147L212 148H209V147H204V146H193V145H179V144H175V145H172V142L170 143H164L165 141L164 140H162V139H157V140H155L156 142L154 143L153 142V140L152 141H146L147 142V144H146V146H149V143L152 145V142L154 143V145L156 144L157 146L159 145L160 147H163L164 148V151H163V149H158V147H157V152L159 151L160 153H162L163 154V152L164 153H168V154H170L169 152H174V153H176L177 152V150L179 149V151H181L180 153H177L178 155H182L184 152L186 153V157L188 158V160H187V164H188V161L190 160V161H194V160H196V159H193L194 158V156H195V153H197L198 152V150H199V152H201L200 154L203 156V154H202V151L205 153L204 154V157H202L203 159L206 157V159L205 160H209V159H212V161L213 160H217V158H215V159H213L214 157H218L219 158V160H221V161H225L229 156L230 157H232L231 158V160H229V162L230 161H233V156H234V154L235 153H237V154H243V157H244V155H245V153L246 152H248V150L250 151V149L252 150H258L259 149V147L262 145V143L261 142H264V141H261V142H259V143H261V145H259V147L258 148H251L252 146L251 145H255L256 146V144L255 143H257V140H256V142H255V140H254V133L252 132L251 134L254 136H250L249 137V139L250 138H252L251 140L253 141V142H251V140H250V142L248 141V135L250 134ZM68 131V132H67ZM255 132V133H256ZM264 133V132H263ZM257 134H256V136H257ZM61 136V137H60ZM73 136V137H72ZM89 136H91L90 138L91 139H93V141H95V143L93 142V141H91V139H89L88 140V138H89ZM245 138H244V137ZM263 137H264V134L262 135ZM261 136V140H263L262 137ZM85 137V138H84ZM243 138V139H247V143L249 142V144L248 145H250V149H248V150H246L245 149V151H243V152H245V153H243L241 150H244V148H248V147H246V145H244V147H243V141H238V140H241L240 138ZM260 137V136H259ZM259 137H257V138H259ZM65 138V139H64ZM86 138H87V140H86ZM235 138H236V143L238 142H240L241 143V146H238V144H235ZM75 139V140H74ZM83 139V140H82ZM233 140V141H232ZM82 141H84L82 144H81V142ZM164 141V142H163ZM231 141H232V143L234 142V144H233V146L231 145ZM91 142L92 143H94L93 145L91 144ZM145 142V143H146ZM149 142V143H148ZM229 143V145H231V149L230 148H228V147H230V146H228V147H226V148H228L227 150V152H229V151H231V150H233L234 151V149L236 150V148H241V150L238 148V150L240 151L239 153H238V151H234L235 153H233V156H231V154L230 153H228V154H226L227 152H225V155L223 156V154H224V151H226L225 149L226 148H224L225 147V145L226 144H228ZM245 142V141H244ZM255 142V143H254ZM145 143H144V147H146L145 146ZM239 143V144H240ZM243 143V144H242ZM254 143V144H253ZM77 144V145H78ZM92 146H91V145ZM174 144V143H173ZM88 145H90V146H88ZM143 145V144H142ZM151 145H150V147L149 148H152L151 147ZM156 145H155V147H156ZM166 147H165V146ZM172 145V146H171ZM235 145V146H234ZM79 146V147H80ZM96 146V145H95ZM175 146V147H174ZM176 146L177 147H179V148H176ZM182 146V147H181ZM184 146H186V147H184ZM190 147V148H187V147ZM218 146H219V148H218ZM224 146V147H223ZM236 146H238V147H236ZM75 148V150H81L82 151V149L84 148H81L80 147V149L79 148H77L78 146H74ZM97 147V146H96ZM159 147V148H160ZM173 147H174V149H173ZM184 147V148H183ZM204 147V148H203ZM232 147H235L234 149H232ZM261 147H263V146H261ZM72 148V147H71ZM71 148H68V149H66L65 151H63V152H61V153H57L56 155H55V153H51L48 149H45L44 151H40V152H43V153H39L40 154V156H41V158H42V166L44 167H42V166H40L41 168H37V171H38V169H40L39 171H40V173H42L43 171H44V173L43 174H45L46 172V176L44 175V177H43V174H40L39 173V171H38V174H37V171L36 170H34V169H36V168H34L33 169V174H32V172L31 173H21L20 175H18L17 177L18 178H16L17 179V181L19 182V183H17L18 185H20V187H18V188H20V189H22L23 191H29L30 190V194L29 193H27V196L28 197H33V195H35L37 198H39L40 199V197H38V193H39V191H40V193L42 192H44L42 195H44V194H47V193H53V192H55V193H53V194H56V195H60L61 194V199H62V196H66L65 198L67 199H65L64 197H63V199L65 200H63L62 199V202L63 203H65L66 201V203H68L67 205H68V207H69V205H70V209L68 208V207H66V209H67V212H68V214L70 213L71 214V219H72V221L73 222H77V223H79V224H82V225H87V227H89V225H90V227L89 228H91V227H94L95 228V225H94V222H95V224L96 223H99V222H97V219H100V220H103L104 222H105V220L104 219H106L107 218V216H108V214L110 215L111 213L112 214H115V216L119 213V211H120V204H119V200H121L122 199V193H121V188H120V182H119V180L117 179V178H115V175H116V173H112L113 172V170L111 169L112 168V165L105 159V156L100 152L99 153V150L98 151H96V153H97V157H99L98 156V154L100 155L101 154V156L103 155V157H99V159H101L102 158V160H101V163L102 164H100L101 166H102V169L104 170V168L106 169V167L109 169L110 168V172H109V170H105V173H104V171L101 169V172L100 171H97L95 168H94V165H98L97 167H98V169H99V164H97V163H99L100 162V160H98V158H96L97 160H94L93 161V163H94V165H92L93 163H92V161L91 160H89V158L90 159H92L93 160V156L94 155H96V154H93V155H90L89 156V153H88V155H85V153L82 155V152L80 151V152H78V153H80V154H77V152L74 150V151H71L72 149ZM77 148V149H76ZM141 149L139 150L140 151V153L142 152V158L141 159H139V154L137 155L136 153H138L139 151H136L134 154H132V155H130V156H132L131 157V161H132V165H133V167H135V169H136V172L138 173V175H139V177H140V179H143V180H141V182L143 183L142 184V201H143V203L141 202V205H142V212L140 213V217H139V223L141 222V219H142V224L140 223L139 225H143V222L145 221V220H148V219H151V217H150V215L151 214H154L153 216L155 217H152V219L149 221L148 220V222H149V224L151 225V227L153 226L152 224H154V226H155V224H157V220L159 219L160 220V218H161V220L160 221H162V217H163V219H164V217L167 219L168 218V216L170 217L171 216V218H172V216H173V214L174 213H172V212H176L177 213V211L178 210H176V207L175 206H180V208L182 207L183 208V206H184V208L185 207H187V205H190V204H186V203H188V201H189V199H190V201H192L193 203H196L197 201H200V200H202V202H203V200L205 199V201H206V199H208V198H210L211 199V195H212V193H213V196L215 197H213V199H217L218 197H216V195L218 196L219 194H217L218 192H220V191H214L213 190V188H214V186H213V184L215 185V188L217 189V187H218V184L220 185V186H224V187H220L221 189L223 188L224 189V191L225 192H227L228 191V193H230L231 192V194H233L234 196H236L235 195V193L236 192H238L237 194H239V192L240 191H238V190H244L243 188L245 187V186H247L248 185V187H246V189H249V185H250V187L252 186V184H254V183H257V182H259L258 180H264L263 179V177H264V169H263V163H261V165H262V167L260 166V164H258L261 168H262V172H260V173H262L263 175L262 176H260L259 175V173L258 174H256V172L257 171H259V169H253V171L255 170V174L257 175V176H260V179H257V178H259V177H257L254 173H253V171H251L250 170V168L248 169V167H251V165L250 164H255L256 162H255V160L254 159H252V158H255V156L258 154V153H256V152H260L259 154H262L263 152H264V150H262L261 148V150H262V152L260 151V149L258 150V151H256L255 152V154L253 153L254 151L252 150V151H250V153L251 154H249V156L250 155H255L254 157L253 156H251L250 158H249V156L246 154V156L249 158V160L250 159H252V160H250L251 162H250V166H248V161H247V163H245L246 162V160H248V159H246L247 157H245L244 158V160H245V162L243 163V158L242 157H240V156H242V154L241 155H238L237 156V158H236V156L234 157V158H236V159H234L236 162H238V160H239V166H238V164L236 163V162H234L238 167L236 168V165H232V162H231V164L229 163V165H231V166H229L228 167V169L229 168H231L232 170H235V169H238L239 167H240V169L239 170H236V171H238V172H234V176H235V174H236V176L237 177H235V181H234V176L233 175H231V177L233 176V180L231 179V178H229V176H230V174H232L233 172L231 171V173L229 172V170L227 169V171L228 172H226L225 170H223L224 171V176H222V174L221 175H219L220 177L218 178L217 177V174L216 173H214L213 175H216V176H212V178H215L216 177V179L217 180H212L211 182L213 183H211L209 180L210 179H212V178H209V176H208V178H209V180L208 181H206L207 179H204L203 181L207 184V186H206V184L202 181V179L201 180H199V179H197V180H195L194 181V183L195 184H197V186H194L193 184H192V182L193 181H189L188 180V178L187 179H185V176H186V174L187 175H189L188 173H183L185 176H184V178L182 177L183 176V174H182V178H180L179 180L177 179L178 177H180V175L179 174H175V172H174V170L175 169H173L174 167V165L176 164V162L174 163V165H173V163H172V171H171V169L169 170V165H168V163L169 162H166L167 161V159H166V157H168L169 155H166V154H163V155H165V158H164V156L162 157L161 155L159 156L158 154H160L159 152H158V154L157 153H155L154 154V152L156 151H154V152H152L154 149V147L152 148L153 150L151 151H148V153H147V151H146V149L148 150L149 148H147L146 147V149H143V147L141 146L140 147ZM221 148H222V151H221ZM224 148V149H223ZM71 149V150H70ZM92 149V150H91ZM143 149V150H142ZM166 149V150H165ZM171 149V150H170ZM183 149V150H182ZM205 149V150H204ZM97 150V149H96ZM132 150V149H131ZM130 150V151H131ZM161 150L163 151V152H161ZM174 150V151H173ZM188 150H191V151H193V152H189L188 153ZM70 151V152H69ZM176 151V152H175ZM178 151V152H179ZM220 151H221V153L222 154H219L220 153ZM48 152V153H47ZM71 152H73V154L71 153ZM132 152V151H131ZM134 152V151H133ZM132 152V153H133ZM150 152H152V153H150ZM195 152V153H194ZM198 152V153H199ZM65 153V154H64ZM143 153H144V156L146 157V158H144V156H143ZM147 153V154H146ZM185 153H184V155H185ZM192 153V155L191 156H193L192 157V159H189V158H191V156L189 155V154H191ZM193 153H194V155H193ZM209 153V154H208ZM70 154V155H69ZM74 155V156H72V155ZM76 154V155H75ZM131 154V153H130ZM136 154V155H135ZM146 154V155H145ZM151 154H152V156H153V158H152V156H151ZM157 154V155H156ZM173 154V153H172ZM172 154H170V155H172ZM177 154H176V156H177ZM199 154V155H200ZM211 154V155H210ZM216 154H219V155H216ZM258 154V155H259ZM49 155V156H48ZM151 156V159L149 158L150 156ZM175 155V154H174ZM184 155H182V156H184ZM188 155L190 156V157H188ZM201 155L199 156V157H201ZM206 155V156H205ZM222 157H225V160H224V158H222ZM228 157H227V156ZM47 156V157H46ZM51 156V157H50ZM66 156H68V157H66ZM83 156V157H82ZM84 156H85V158H87L86 156H88L89 158L86 160L85 158H84ZM175 156V158L172 156L171 158H173V159H175L174 161H178V163H179V166L180 167H182L181 168V170H183V167H187V169H190L191 171L193 170L194 171V169H192V168H195V170H198V168H196V166L198 167L199 165H200V163L201 162H199V160H196L197 162H199L198 164L199 165H197L195 162H193V164H192V162H189L190 164H192V165H190L189 166V168H188V165L186 166L185 164V166L183 165V163L184 162H182L183 161V159H181L180 157H176ZM181 156V157H182ZM197 156V155H196ZM208 156H210L209 158H208ZM259 156H263V157H259V158H261V159H263L262 161H264V155H259ZM46 157V158H45ZM60 157V158H59ZM147 157H148V159H147ZM170 157V156H169ZM198 157V156H197ZM199 157L197 158V159H199ZM229 157V158H230ZM240 157V158H239ZM256 157H258V156H256ZM51 158V159H50ZM56 158V159H55ZM57 158H58V160H57ZM72 158V159H71ZM104 158V159H103ZM159 158V159H158ZM160 158H161V160L162 159H164V161H165V164L167 163V165L169 166H167V169L169 170V173H170V175H169V173H168V176L170 177H166L167 176V172L165 173V170L164 169H166L165 168V164H164V162H163V167H164V169H163V172H162V164L161 163H159V162H162L161 160H160ZM170 158V159H171ZM178 160H177V159ZM182 158H184V157H182ZM228 158V159H229ZM20 164H21V166L23 167V166H25L26 165V163H28L30 160L29 159H31L30 157H21L20 156ZM64 159H66V160H68V161H63ZM76 159V160H75ZM81 159H83V160H81ZM85 159V160H84ZM147 159V160H146ZM154 159H157V160H159V161H153ZM172 159V160H173ZM182 161H181V160ZM227 159V160H228ZM240 159H241V163H240ZM261 159H259V161L261 160ZM32 160V159H31ZM49 160V161H48ZM56 162H55V161ZM80 160V161H79ZM103 160H106L105 162L103 161ZM148 160H150V161H148ZM153 162H158L157 164L156 163H153ZM184 160H185V158H184ZM254 160V162L252 163V161ZM50 161H51V163H50ZM73 161V162H72ZM84 161V162H83ZM96 161V162H95ZM201 161V160H200ZM256 161H258V158H256ZM261 161V162H262ZM31 162V161H30ZM55 162V163H54ZM75 162V163H74ZM82 162V163H81ZM104 162V163H103ZM106 162H108V163H106ZM182 162V164H180ZM45 163V164H44ZM59 163V164H58ZM65 163V164H64ZM71 165H70V164ZM74 163V164H73ZM78 163V164H77ZM171 163V162H170ZM169 163V164H170ZM177 163V164H178ZM186 163V162H185ZM244 165H243V164ZM257 163H259V162H257ZM40 164V165H41ZM48 164V165H47ZM84 164V165H83ZM106 164H110L109 165V167L108 166H105ZM151 164H153V165H151ZM154 164H155V166H154ZM159 164H160V168L161 169H159V171L160 172H162V173H164L163 174V177L165 178V179H163L162 178V180H164L165 182H162L161 180H159V181H155L156 183H160V184H156L153 180H158L159 178L161 179V176H162V173H161V176H160V173H158V174H156V172H153L154 170L155 171H157V172H159L158 170H156V166L158 167L159 166ZM176 164V165H177ZM194 164H196V165H194ZM50 165H51V168H50ZM53 165V166H52ZM90 165V166H89ZM183 165V166H182ZM194 165V166H193ZM257 165V166H258ZM46 166V167H45ZM67 166V167H66ZM100 166V167H101ZM152 166H154V168H152ZM233 166V167H232ZM256 166V167H257ZM60 167V168H59ZM71 167V168H70ZM84 167H85V169H84ZM96 167V166H95ZM104 167V168H103ZM178 167V165L177 166H175V168H177ZM180 167H178V169L180 168ZM191 167V168H190ZM253 167V166H252ZM252 167H251V169H252ZM254 167H255V165H254ZM42 168H43V170H42ZM79 168V169H78ZM87 168V169H86ZM184 168V170H186ZM235 168V169H234ZM243 168H244V170H243ZM52 169H53V171H52ZM55 169V170H54ZM73 169H75V170H73ZM90 169V170H89ZM154 169V170H153ZM158 169V168H157ZM166 169V170H167ZM46 170V171H45ZM78 170V171H77ZM93 170H96V172H94ZM100 170V169H99ZM112 170V171H111ZM180 170V171H181ZM190 170H186V171H190ZM240 170H242V172H243V174H242V172L240 171ZM22 171V170H21ZM75 171V172H74ZM178 171V170H177ZM240 171V172H239ZM82 172V173H81ZM89 172V173H88ZM98 172V173H97ZM108 172V173H107ZM174 172V173H173ZM221 172V171H220ZM219 172V173H220ZM250 172V173H249ZM35 173V174H34ZM80 173V174H79ZM94 173H96V174H94V176L95 175H97L96 176V178L94 177V179H93V174ZM99 173H101L102 174V176H100L101 174H99ZM153 173L155 174V175H159L160 177H158V178H156V179H154L153 177H157V176H154L153 175ZM226 173H228L227 175V177L225 176V174ZM26 174V175H25ZM32 174V175H31ZM103 174H105L106 175V177H108V175L107 174H111V177H110V175H109V177H108V180L110 179L111 180V182H112V179L111 178H113V181H116V182H112V184L110 183L109 185H108V183H109V181L107 180V179H105L108 183H106V181H105V183L108 185H106V184H104V186L106 185L107 187H110V186H112L110 189H112V191L109 189L108 190V197H110L109 195V193L110 192H112V194H113V197H112V194H111V197H112V199H109V201L111 202L110 203V205H112L111 207H110V205H108V203L106 204V202L108 201V197L107 196H105L107 193H104L103 195L105 196H103V195H100V194H98L99 196H98V198L96 197H94L93 198V191L95 190V188H93L95 185H96V183H93V182H95L96 180L95 179H97L99 176L102 178L103 176L105 177V175H103ZM166 174V175H165ZM173 174H175V175H178V177L176 178L178 181H174V182H171V179H172V176H173V178H175V175H173ZM241 176H239V175ZM34 175H35V177H34ZM79 175V176H78ZM85 175H86V177H85ZM99 175V176H98ZM114 175V176H113ZM191 175V174H190ZM189 175V176H190ZM26 176H28V177H26ZM38 176V177H37ZM43 178H42V177ZM88 176V177H87ZM92 176V177H91ZM117 176V175H116ZM153 176V177H152ZM188 176V177H189ZM224 177V178H222V177ZM256 176V177H255ZM32 177V178H31ZM39 177H41L40 178V180L38 179ZM81 177V178H80ZM90 177L93 179V180H95V181H93L92 183L91 182H89L90 180H92V179H90ZM99 177V182H98V180L96 181L97 182V185H96V187L98 186V184H99V186H103L102 185V182H104V181H102V179ZM191 178H189V179H192V180H194L193 179V177H192V175L190 176ZM207 176L205 175V178H206ZM262 177V178H261ZM31 178V179H30ZM34 178V179H33ZM38 179L39 181H36V179ZM48 180H47V179ZM80 178V179H79ZM86 178L89 180H86ZM202 178H203V176H202ZM220 178H221V182H223V184L222 183H220ZM231 180V181H229V179ZM253 178V179H252ZM33 179V180H32ZM43 179V180H42ZM101 179V180H100ZM151 179H153V180H151ZM169 179H170V181H169ZM176 179H174V180H176ZM184 179V180H183ZM222 179H225V180H222ZM47 181V183H46V181ZM52 180V181H51ZM57 180V181H56ZM167 180L169 181V182H167ZM181 180V181H180ZM199 180V181H198ZM237 180V181H236ZM250 180H252V181H250ZM260 180V181H261ZM44 181V182H43ZM49 181V182H48ZM102 181V182H101ZM148 181H150V182H148ZM196 181H198L197 183H196ZM200 181H202L201 183H199ZM217 184H215L214 182ZM225 181V182H224ZM36 182H38L37 184H36ZM39 182L41 183V184H39ZM63 182V183H62ZM84 182V183H83ZM88 184V186H89V183H91L90 185H92L91 187V189L89 188V187H87L86 185V183ZM89 182V183H88ZM119 182V183H118ZM210 182V184H208ZM66 183V184H65ZM159 187V186H161L162 187V185L163 184H165L163 187L164 188H158L155 184ZM166 183H168V184H166ZM173 183V185H171ZM175 183V184H174ZM203 183V184H202ZM262 183H264V182H262ZM262 183H260V185L262 184ZM65 184V185H64ZM86 184V185H85ZM95 184V185H94ZM153 184V185H152ZM162 184V185H161ZM201 184V185H200ZM211 184H212V186H211ZM225 184V185H224ZM258 184V183H257ZM255 185L254 184V187H256V186H258V185ZM34 185H36L35 187H34ZM38 185V186H37ZM52 185V186H51ZM155 185V186H154ZM210 185V186H209ZM52 188H51V187ZM62 186V187H61ZM75 186H78L79 188H81V189H79L78 188V190H77V188L75 187ZM81 186V187H80ZM201 186V187H200ZM217 186V187H216ZM262 186V185H261ZM263 186H264V184H263ZM262 186V187H263ZM23 187V188H22ZM27 189H25V188ZM32 187H33V189H32ZM57 187H59V188H57ZM73 187H75V189H73ZM85 187V188H84ZM192 187V188H191ZM195 187V188H194ZM232 190V191H230V189ZM37 188V189H36ZM40 188V189H39ZM62 188V189H61ZM201 188V189H200ZM211 188V189H210ZM219 188V190H221ZM228 190H227V189ZM234 188V189H233ZM252 188H253V186H252ZM36 189V190H35ZM39 189V190H38ZM43 189V190H42ZM50 190V191H48V190ZM57 189H58V191H57ZM63 189H64V191H63ZM84 189V190H83ZM162 189V190H161ZM203 189V190H202ZM223 189L221 190V192L220 193H223L224 191H223ZM38 190V191H37ZM45 190V191H44ZM52 190H54V191H52ZM62 190V191H61ZM75 191V192H77L78 194L80 193V190H82L81 191V195L79 196V195H77L78 197H82V198H80V199H78L79 200V202H74L73 200H74V198L77 200V196H75L74 195V198H73V194H75V192L74 193H70L71 191ZM192 190H193V192H192ZM199 190H200V192H199ZM206 190H208V191H206ZM214 191V192H217V193H214V192H212V191ZM237 190V191H236ZM33 191H34V193H33ZM88 191V192H87ZM223 191V192H222ZM235 191V192H234ZM245 191V190H244ZM243 191V192H244ZM247 191V190H246ZM194 192H195V194L197 195H195L194 194ZM208 192V193H207ZM212 192V193H211ZM224 192V193H225ZM232 192H234V193H232ZM242 192V191H241ZM242 192V193H243ZM23 193H25V192H23ZM25 193V194H26ZM33 195H32V194ZM36 193V194H35ZM76 193V194H77ZM82 193H83V195H82ZM209 193H211V194H209ZM223 193V194H224ZM29 194V195H28ZM41 194H39V196L41 195ZM63 194V195H62ZM86 195V197H85V195ZM190 194V195H189ZM193 194V195H192ZM207 194H209V195H207ZM214 194H216V195H214ZM223 194H222V196L220 195L219 197H220V199H222V200H224V199H226V194L227 193H225V197H223ZM91 195H92V197H91ZM45 196V195H44ZM71 196V197H70ZM95 196H97V194H95ZM193 196V197H192ZM208 196V197H207ZM30 197V198H31ZM90 197V198H89ZM99 197H101V199H102V197L105 199V198H107V200H106V202L104 201H102V200H100V198ZM222 197V198H221ZM42 198H44V197H42L41 196V201H43L42 200ZM84 198V199H83ZM121 198V199H120ZM177 198V199H176ZM197 198V199H196ZM201 198V199H200ZM86 199V200H85ZM91 199V200H90ZM97 199V200H96ZM103 199V200H104ZM77 200V201H78ZM149 200V201H148ZM183 200H185V201H183ZM41 201H39V202H41ZM81 201V202H80ZM108 201V202H109ZM103 202V203H102ZM116 202L119 204H117V207H116ZM121 202H122V200H121ZM150 202H151V204H152V207H151V204H150ZM175 202H178V203H175ZM201 202V201H200ZM87 203V204H86ZM185 203V204H184ZM193 203H191V205L193 204ZM198 203V202H197ZM76 206H75V205ZM95 204V205H94ZM108 205V207L110 208V210L111 209H113L112 207H114V210H115V212H116V210H117V212L115 213H113V212H111V213H109V211H107V206L106 205ZM176 204V205H175ZM183 204V205H182ZM149 205V206H148ZM175 205V206H174ZM86 206V207H85ZM94 206V207H93ZM102 206H103V208H102ZM104 206H106V208H104ZM153 206H154V208H153ZM160 207L159 209L157 208V207ZM74 207V208H73ZM83 207V208H82ZM91 209H90V208ZM93 207V208H92ZM73 208V209H72ZM86 208V209H85ZM87 208H89V209H87ZM95 208V209H94ZM148 208H152V211H153V213H151L150 214V212H152L151 211V209L148 211ZM162 208V209H161ZM181 208V209H182ZM106 211H105V210ZM119 209V210H118ZM157 210L156 211V213L157 214H155V210ZM175 209V210H174ZM73 210H75V212L73 211ZM82 210V211H81ZM92 210V211H91ZM113 210V211H114ZM146 210H147V212H148V216L147 215H145V214H147V212H146ZM71 211V212H70ZM73 211V212H72ZM86 211V212H85ZM91 211V212H90ZM163 211V212H162ZM106 212H108L107 213V216H106ZM167 212V213H166ZM171 214H170V213ZM91 213V214H90ZM176 213H175V216H176ZM69 214V215H70ZM87 214V215H86ZM110 215V216H108V217H115L114 215ZM143 214V215H142ZM166 214V215H165ZM86 215V216H85ZM106 216V218H105V216ZM156 215V216H155ZM104 217V219L103 218H100V217ZM142 216V217H141ZM148 217V218H147ZM158 217V218H157ZM79 218V219H78ZM95 218V219H94ZM156 219L157 218V220H154V219ZM173 218H175L174 216H173ZM108 219H110V218H107V220ZM94 220V221H93ZM144 220V221H143ZM168 220H172V219H167L166 221H168ZM93 223H92V222ZM110 221H111V219H110ZM157 221V222H156ZM159 221V222H160ZM166 221H164L163 220V223L164 222H166ZM75 222V223H76ZM89 222V223H88ZM91 222V223H90ZM107 222H109V221H107ZM147 221H145V223H146ZM148 222L146 223V226H150L149 224H148ZM153 222V223H152ZM158 222V223H159ZM169 222V221H168ZM92 225H94V226H92ZM96 225H98V224H96ZM138 225V224H137ZM139 225H138V227H139ZM145 225V224H144ZM160 225H162L161 223H159V224H157L156 226H155V229H153V230H156V228L158 227V226H160ZM140 226V227H141ZM153 226V227H154ZM137 226L134 228L135 229V231H136V233L138 234V236L140 235V232H145L146 230H147V228L148 227H143V228H145L146 230H144V229H141L140 227L138 228ZM136 228H137V230H136ZM134 229L131 231L132 232V234H129L126 238H123V239H121V240H118V241H116V242H113V243H111V244H108V245H105V246H101V247H99L98 249L100 250H102L103 249V252L105 253V254H107L108 256H105V254H104V257L106 258V259H108V261H112V257H114V255L115 254H119V252H117V253H115V248H118L119 246H123V244H125V243H128L127 241H131V240H133V237L135 236V238L134 239H136V236H137V234L136 235H134L135 234V231H134ZM139 229H141V230H144V231H141L140 230V232L138 231ZM139 233H138V232ZM148 231H149V233L150 232H152V230H151V228L149 227V229H148ZM146 234H148V233H145V235ZM152 234V233H151ZM262 233H260V239L258 240V237L257 236H255V235H257V234H253L252 236H254V240H253V238L251 237V238H249V242H250V244H247V243H249L248 242V236L246 237V236H243V238L244 237H246L247 238V240H246V238H245V241L243 240V238H242V236H241V238H239V237H236V240H235V238H234V240L235 241H233L232 239V242H231V240H229V241H226V243L224 242V245H223V243L221 244L222 246H217L216 247V249H215V247H214V249H212V248H209V249H207V251L204 253L203 252V254H200V253H193V255L192 256H186V258L185 259H183L182 260V258H181V261H180V259H178L177 260V258H175L174 260L175 261H172V263L171 262H169V261H167V264H231V262H233L232 264H253V262H255L254 264H258V262H264V239H263V237H264V233H263V235H261ZM148 236H149V234H148ZM148 236H146V237H148ZM258 236H259V233H258ZM51 237V238H50ZM255 237H257L256 238V240H255ZM47 238H48V240H50V241H48L47 240ZM53 238V239H52ZM138 238V237H137ZM238 238V239H237ZM54 242H53V241ZM252 240V241H251ZM258 240V241H257ZM46 241H47V243H48V245H49V242H50V244H51V246H55L54 247V249H55V251H54V249L52 250V248L53 247H51L50 245L49 246H47V247H50V249H48L47 247L44 249V252H45V257H44V254H43V258H40V256H39V258L42 260V259H46V260H48V261H44V260H42V261H44L45 262V264L47 263V264H57L58 263V261H59V259H60V263L61 264H67L68 263V261H67V259L69 258V257H67V255L69 256V254H70V258L72 257V260H70V258H69V262H71V263H68V264H74L72 261H77V258L76 257H78V261H77V263L78 264H84V263H81L80 261H81V259L83 258V256L82 255H84V253L85 254H87V253H89V252H91V253H93L94 251L96 252L98 249L96 248V249H85V248H79V247H77V246H67L66 245V243L64 244V242L62 241V242H60L59 241V239H58V241H57V239L56 238H54V237H52L51 235H46ZM129 241V242H130ZM246 241H247V243H246ZM256 241V242H255ZM230 242V243H229ZM245 242V243H244ZM256 244H255V243ZM260 242V243H259ZM252 243V244H251ZM257 243H259V244H257ZM52 244H57V245H52ZM226 244V245H225ZM126 245V244H125ZM253 246H255V247H253ZM59 247V248H58ZM124 247V246H123ZM78 248V249H77ZM58 249V251H56ZM82 249V250H81ZM52 250V251H51ZM63 250V251H62ZM70 250V251H69ZM74 250V251H73ZM78 250H80V251H78ZM99 250L96 252L97 254H98V252H99ZM113 250H114V253H113ZM61 252V253H59L60 254V256L61 257H59V255H56L58 252ZM77 251V252H76ZM83 251V252H82ZM85 251V252H84ZM89 251V252H88ZM112 251V252H111ZM116 251H118V250H116ZM119 251H120V247H119ZM43 252V253H44ZM80 254H79V253ZM82 252V253H81ZM102 252V251H101ZM103 252L101 253V254H99L101 257L103 256ZM100 253V252H99ZM110 253H112L111 254V258L109 257L110 256ZM64 254V255H63ZM77 254V255H76ZM90 254V253H89ZM114 254V255H113ZM196 254V255H195ZM198 254V255H197ZM79 255H81V257H79ZM93 255H95V253H93ZM66 256V257H65ZM57 257H59V259L57 258ZM64 257V258H63ZM85 257V256H84ZM103 257V261H104V263L105 262H108L105 258ZM111 259V260H109V258ZM154 257V259L152 260V264H157L158 262H159V264H166V262L164 261V259H162L161 260V262L162 263H160V261L158 260V259H156L157 257L156 256H153ZM156 257V258H155ZM227 257H229L228 259H227ZM253 257V258H252ZM38 258V257H37ZM38 258V259H39ZM73 258H76V260H73ZM86 258V257H85ZM258 258V259H257ZM39 259V261H41ZM58 259V260H57ZM231 259V260H230ZM63 260V261H62ZM65 260V261H64ZM80 260V261H79ZM156 260H158V261H156ZM178 262H177V261ZM227 260V261H226ZM253 260V261H252ZM42 261H41V263H42ZM85 261V260H84ZM165 263H164V262ZM57 262V263H56ZM64 262V263H63ZM146 262V261H145ZM155 262V263H154ZM169 262V263H168ZM227 262V263H226ZM257 262V263H256ZM37 263H38V261H37ZM40 263V264H41ZM77 263H75V264H77ZM147 263V262H146ZM146 263H144V261L141 263L140 262V264H146ZM59 264V263H58ZM148 264V263H147ZM264 264V263H263Z\"/></svg>",
	"mask_w": 264,
	"mask_h": 264
}]
</instances>
